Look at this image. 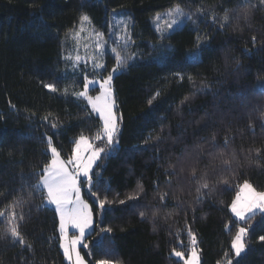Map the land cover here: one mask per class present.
Returning a JSON list of instances; mask_svg holds the SVG:
<instances>
[{
    "label": "trees",
    "instance_id": "1",
    "mask_svg": "<svg viewBox=\"0 0 264 264\" xmlns=\"http://www.w3.org/2000/svg\"><path fill=\"white\" fill-rule=\"evenodd\" d=\"M177 5L190 10L192 18L167 34L170 39L161 40L154 19ZM225 10L230 19L221 27ZM82 15L104 35L112 16H125L133 25L134 41L131 49L121 51L133 58L113 79L116 110L122 116L119 146L94 171L98 195L111 204L89 239V263L182 264L172 254L175 250L188 256L190 229L201 264H237L231 241L239 227H247L241 264H264V241L259 239L264 236V214L241 223L230 209L245 181L264 191L261 0H0V211L8 216L11 205L20 202L15 212L24 238V244L14 242L9 221L0 217V264H67L58 215L45 207L33 186L50 160L46 135L66 155L72 151L71 141L81 134L91 138L99 127L96 114L90 107L86 111V101L76 94L84 90L85 76L99 79L107 72L89 71L83 62L69 58ZM196 52L201 61L193 64L189 55ZM109 60L108 71L116 66L114 58ZM89 94H98V85H90ZM215 146L226 155L234 151L239 162L231 172L209 170L214 181L223 177L228 185L212 182L197 193L198 184L185 163L184 172L171 177L169 186L167 173L179 172V166L170 167L178 158L199 148L205 155L202 168ZM113 147L105 145V152ZM164 192L166 203L160 200ZM136 193L139 199H127ZM101 236L103 244L98 245Z\"/></svg>",
    "mask_w": 264,
    "mask_h": 264
},
{
    "label": "snow or ice",
    "instance_id": "2",
    "mask_svg": "<svg viewBox=\"0 0 264 264\" xmlns=\"http://www.w3.org/2000/svg\"><path fill=\"white\" fill-rule=\"evenodd\" d=\"M261 3L264 4V0H261ZM169 19L164 21V24L168 29H172L173 25L178 23V19L183 16H187L188 20H191V14H186L183 12V9L177 5L175 9L169 10L168 13ZM175 16L176 18H172ZM239 16H237V19ZM248 18V13L245 11L244 19ZM161 17L156 16V20L159 21ZM229 13L228 10H225L222 17L221 27L229 22ZM81 26L79 32L76 33L75 38L79 39V34L85 32L86 28L84 27L85 23H90V17L88 15H82ZM157 32H160L161 35L159 39H170V36H166L164 32L157 27ZM97 39L96 42V51L100 54L99 59L96 56H91L90 58L94 61V69H105V65L102 62H99L104 55V47L107 44V41H104L103 33H95ZM118 40L122 42L121 51L126 50L129 47L130 38L127 34L126 26L123 29V34L117 37ZM200 37H197V46H199ZM255 41V37H253ZM134 43V41H131ZM121 51H118L117 48H111V52L114 54L115 67H112L110 71L106 70V75L101 74L99 79L89 80L87 76L84 77L83 91L76 94L77 98H82L86 101L85 110L90 107L91 112L95 113L99 119V127L95 134L89 138L81 134L77 139L71 141L73 147L70 154L62 155V146L58 148L54 142L53 136L46 135V144L48 153H50V160L45 163L42 167V171L36 174L37 183L33 186L35 192L41 196V198L46 202L45 207L48 205L54 206V211L58 215V231L60 235V248L63 250L64 257L70 262V264H85L84 258L80 253V246L85 244V237L89 229L92 228L94 222V211L92 206L84 199L82 194L83 188L87 187L88 195L95 198V203L97 208L95 211L103 213L106 209V205H110L111 201L105 196L101 198L98 193L100 192L99 181H94V168L99 169L100 164L98 163L103 158H107L112 153L118 149L119 146V132H120V123L122 121V116L117 114L116 110V98L113 88V79L114 74H118V70L122 71L127 68L128 60L132 59L131 56H122ZM163 51V49H162ZM169 51L171 47L169 46ZM84 58L77 55L75 58V63L79 64L83 61ZM189 60L193 64H197L201 61V56L199 52L192 53L189 55ZM86 62V61H85ZM176 75L183 80V76L180 73ZM188 79L191 81L192 77L189 76ZM98 85V94L90 95L89 86ZM51 92H56L57 89L52 84H45ZM160 93L157 92L155 96H159ZM153 97V99L155 98ZM187 99V97H185ZM151 103V100L149 101ZM45 120L48 119L47 116L44 117ZM53 129L57 127L55 123L50 125ZM55 135H58L56 133ZM150 139V137H149ZM159 139V137H157ZM96 141H103L102 144H97ZM147 143V140L145 141ZM105 145L115 147L110 148L109 151L105 152ZM225 147H227V139L225 140ZM216 150L207 152V163L203 167H199L201 160L205 159L203 152L197 148L194 149L192 153H189L187 157L178 158L176 165H170L173 169H176L179 166V172L172 171L167 173L169 176L168 184L171 186V177L178 176L180 173L184 172L185 163L188 164V174L192 178V182L198 184V187L195 189L197 193H200L203 189H209L210 183L218 182L228 185L229 181L226 178L220 177L218 180L214 181V177L210 175L209 170L213 172L217 168L221 172H231L232 164L239 163L236 154L233 151L231 154L226 155L223 150H219V146H215ZM47 154V153H46ZM102 154L104 156L102 157ZM200 173L197 175V173ZM140 191H143L142 186H140ZM157 191L159 189L157 188ZM241 192H246V196L237 194L235 199L232 200L230 204L231 212L239 221H244L247 219H253L254 215L249 216V214H255L257 211L264 213V191H257L252 184L248 181H245L241 187ZM168 196L167 192H164L160 195V200L162 203H166L165 197ZM128 200L139 199V193L131 194L127 197ZM198 199L202 200V196H199ZM125 200H120V204H124ZM20 206V202L14 203L11 205L12 211L8 216H5V212L0 211V217L8 220L10 227L8 231L10 232L13 241H19L21 244H24V238L18 231L19 225L17 223V213L15 208ZM141 218L144 217L145 213L141 211L139 213ZM155 215V211L153 212ZM23 215L20 216L22 220ZM75 229L76 234L69 235V230ZM111 228H101L100 232H111ZM248 231L247 227H239L236 231L235 236L231 241V249L234 252L235 257L237 258V264H241L244 256L242 254L247 253V245L245 243L244 237ZM188 235L191 237L192 250L191 258L186 260V264H200L198 250L195 247L197 240L196 236L191 233L189 229ZM261 241H264V236L259 238ZM104 236H101L100 240L97 241L98 245H102ZM30 247V245H29ZM174 251V254L177 257L184 258V253L180 251ZM96 264H109L108 260H99ZM228 264H231V261H228Z\"/></svg>",
    "mask_w": 264,
    "mask_h": 264
},
{
    "label": "rangeland",
    "instance_id": "3",
    "mask_svg": "<svg viewBox=\"0 0 264 264\" xmlns=\"http://www.w3.org/2000/svg\"><path fill=\"white\" fill-rule=\"evenodd\" d=\"M183 12L186 13V14H191L192 15V12L190 10L186 11L185 9H183ZM168 13H169V11L160 14L159 16L161 17V19L159 21H157L156 18L154 19V28H155V30H156L157 27H159L164 32L165 35L173 32L178 27H182L183 25H185L186 21L188 20L187 16L180 17L178 19V23L176 25H173L172 29H168L166 27V25L164 24V21L166 19H169ZM172 18H176V17L173 16ZM111 19H112V23L110 24L109 31H108L107 35H103V38H102L104 41H107V44H105V47H104V55H103V58L99 60V62L104 63L105 69H107V64L109 63V61H111L109 59H113L114 58V54L111 52V48L115 47V48H117L118 51H121L122 42L120 40H118L117 37L119 35L123 34V29H124L125 26L127 28L128 37L130 38L129 47L126 50H128L129 48L131 49V47H132L131 41H132L133 25L130 22V20L128 18H126L125 16H117V15L112 16ZM80 26H81V23L77 26V29L73 32L72 41L74 43V45H73L74 47L72 48V50L70 52L69 58L70 59L71 58L75 59L76 56L79 55V56L84 58V60L81 61V62H83L85 64V67L88 68L89 71L103 73V71H105V69H94L93 68L94 61L90 58L91 56H96L99 59L100 54L96 51V42H97L98 38L95 35V33L99 32V31H97L96 29L93 28V26L91 25V22L90 23H85L84 27L86 28V31L85 32H81L79 34V39H76L75 36H76V33L79 32ZM99 33H101V32H99ZM158 33L161 35L160 32H158ZM96 143L98 144L97 141H96ZM95 169L96 168H94V171H95ZM82 194L84 196V199L92 206L93 211H94L93 226H92L91 229L88 230V232L86 234V237H85V244H87V247H84L83 245L80 246V253H81V256L85 260V264H90L89 261H88V257L86 256V253L88 254L89 257L92 256V246L90 244V240L89 239L92 236V234L95 232L96 225H97V219L98 218L101 219L102 213L95 211L96 210L95 209L96 203L94 202L95 198L90 196V195H88L86 186L83 188ZM238 194H240L242 196H246L247 195L246 192H241V188L239 189ZM48 207L54 209V206H52V205H48ZM257 213H261V212L257 211L255 214H257ZM262 214H264V213H262ZM252 215H254V214H249V216H252ZM233 216H234V214H233ZM234 218L236 220H238L235 216H234ZM246 220H247V218H246ZM246 220H244V221H239L238 220V221L241 222V223L242 222L245 223ZM73 234H76V230L75 229H70L69 230V235L71 236ZM244 240H245V237H244ZM192 247L190 249V252L188 253V256H186L185 253L183 252L184 253V258L183 259L180 258V257H177L174 254V252H173L172 255L176 259H178L182 264H186V260L191 258ZM62 252H63V250H62ZM198 255H199V260H200V264H201L199 251H198ZM65 261L67 262V264H70V262L66 258H65ZM224 264H227V263H224Z\"/></svg>",
    "mask_w": 264,
    "mask_h": 264
}]
</instances>
